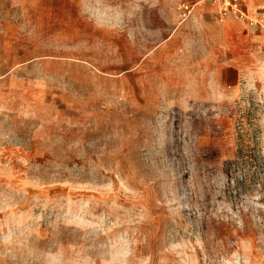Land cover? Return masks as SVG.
<instances>
[{
  "label": "rangeland",
  "instance_id": "374dc122",
  "mask_svg": "<svg viewBox=\"0 0 264 264\" xmlns=\"http://www.w3.org/2000/svg\"><path fill=\"white\" fill-rule=\"evenodd\" d=\"M179 1L0 0V264H264V31Z\"/></svg>",
  "mask_w": 264,
  "mask_h": 264
},
{
  "label": "crops",
  "instance_id": "0c3cea01",
  "mask_svg": "<svg viewBox=\"0 0 264 264\" xmlns=\"http://www.w3.org/2000/svg\"><path fill=\"white\" fill-rule=\"evenodd\" d=\"M182 1L193 4L192 12L187 18L179 20L180 24L175 30L169 31L166 34H244L240 31L234 33L233 25L238 29H241V27H249L248 24L239 20L228 19L220 21L211 15H206L204 12L208 9L205 7V1ZM243 8L248 15L255 16L259 11V4L257 0H244Z\"/></svg>",
  "mask_w": 264,
  "mask_h": 264
},
{
  "label": "built area",
  "instance_id": "2783aa9c",
  "mask_svg": "<svg viewBox=\"0 0 264 264\" xmlns=\"http://www.w3.org/2000/svg\"><path fill=\"white\" fill-rule=\"evenodd\" d=\"M209 2L218 20L234 19L245 22L249 27L264 31V0H257L259 11L255 16H250L243 8L244 0H202ZM193 4L182 0L178 2L177 8L181 15V20L189 16Z\"/></svg>",
  "mask_w": 264,
  "mask_h": 264
}]
</instances>
